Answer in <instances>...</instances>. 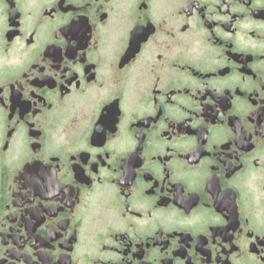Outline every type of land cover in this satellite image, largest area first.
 <instances>
[{"label": "flooded vegetation", "instance_id": "af4514ba", "mask_svg": "<svg viewBox=\"0 0 264 264\" xmlns=\"http://www.w3.org/2000/svg\"><path fill=\"white\" fill-rule=\"evenodd\" d=\"M0 264H264V0H0Z\"/></svg>", "mask_w": 264, "mask_h": 264}]
</instances>
